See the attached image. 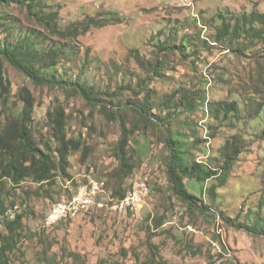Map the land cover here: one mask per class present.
Wrapping results in <instances>:
<instances>
[{"label":"rangeland","instance_id":"374dc122","mask_svg":"<svg viewBox=\"0 0 264 264\" xmlns=\"http://www.w3.org/2000/svg\"><path fill=\"white\" fill-rule=\"evenodd\" d=\"M42 4L45 12L59 14L61 30L90 18L106 25L73 38L58 28L47 30L27 8L11 4L0 8V41L28 36L39 50L64 49L48 72L94 85L100 103L115 117L90 107L71 86H35L5 61L12 93L7 105L0 102V127L5 116L21 109L17 93L28 86L36 98L40 148L55 149L47 113L62 106L69 137L80 138L87 151H72L67 174L58 173L53 182H7V219L24 214L8 254L10 264H152L153 256L164 264H264V41L241 38L235 45L246 46L243 55L233 45L215 43L223 16L234 22L243 13L264 12V0ZM147 97L153 107L150 120L140 110ZM190 98L194 106L187 103ZM220 101H236L239 109L225 113ZM123 123L134 128L127 147L133 166L128 177L117 152ZM169 140L180 145L185 164L200 162L218 172L204 181L185 178L198 206H188L173 192ZM222 176L226 183L212 191ZM88 180L106 183L107 194L99 203L89 199L76 213L69 208L47 217L52 207H70L73 193ZM135 180L146 182V203L136 197L138 213L116 212L112 192L130 186L135 196H143ZM5 223L0 217V240L8 234Z\"/></svg>","mask_w":264,"mask_h":264},{"label":"trees","instance_id":"16d2710c","mask_svg":"<svg viewBox=\"0 0 264 264\" xmlns=\"http://www.w3.org/2000/svg\"><path fill=\"white\" fill-rule=\"evenodd\" d=\"M43 0H0V8L11 4L22 5L27 8L29 15L39 20L47 30L59 29L62 34L78 37L88 32L91 27H101L106 25L105 21L98 22L94 18L79 21L70 24L65 30H61L57 23L59 14L57 12H45L42 4ZM260 25L261 28L257 27ZM253 40L264 41V12L253 10L250 13H243L235 19L234 22L222 17V25L218 29L217 41L222 45L230 44L234 47V52L242 54L247 49L241 48L240 39L243 37ZM237 44V45H235ZM64 49L58 47H50L48 49L39 50L35 47L34 41L28 36L16 42L0 41V102L7 105L12 93L11 81L5 69V61L10 63L16 70L23 73L37 87H51L66 89L71 86L77 95H81L86 103L92 107H100L105 116L115 117L114 111L108 105L100 103L99 92L94 85L81 80L69 82L65 77H57L48 71L52 70L59 63ZM41 63V64H40ZM21 109L12 111L1 122L0 127V217L6 219V229L8 234L0 240V264H10L8 254L15 248L18 230L23 226V213L15 214V217L7 219V207L4 199L7 182L13 186L20 185L24 180L31 179L40 186L53 182L58 173L67 174L69 165V156L72 151L82 148L86 151V146L81 143L80 138H71L67 131V114L62 106L50 109L47 118L52 127V139L56 143L55 149L47 145L48 150H42L39 146V140L35 135V125L33 113L35 110L36 98L33 91L28 86H22L17 93ZM150 98H145L144 104L140 106L141 117L150 120L149 113L153 109L149 102ZM189 106H194L195 100L187 99ZM218 106L225 109V113L231 111L237 112L239 107L236 101H220ZM2 114H0L1 117ZM122 134L117 145L118 159L121 162L122 173L124 176L133 171V166L128 156L127 147L130 142V131L134 128H128L125 123L122 124ZM264 136V131L263 134ZM171 152V162L169 166L170 182L173 192L188 206H198L199 198L195 194L188 191L185 186V178L191 177L198 181H204L212 177L218 176V172L214 168L205 167L200 162H194L192 165L185 164L182 159L180 145L168 142ZM125 172H124V171ZM227 177H220L218 185L215 188L226 183ZM131 187L118 189L114 193L113 198H123ZM239 227H241L239 225ZM152 264H164L162 260L153 256Z\"/></svg>","mask_w":264,"mask_h":264},{"label":"built area","instance_id":"2783aa9c","mask_svg":"<svg viewBox=\"0 0 264 264\" xmlns=\"http://www.w3.org/2000/svg\"><path fill=\"white\" fill-rule=\"evenodd\" d=\"M145 183H146L145 181H139V180H135L134 182H132V184H134L135 186H141L143 188V196H130L129 194V195H125V197L120 199L110 198L111 207H114L116 209V212L119 213H125V214L138 213L141 207H137L133 205V197H143L145 198V203H146L147 198L150 196V191L145 190ZM104 194H107L106 183L104 181L88 180L87 183L80 185L72 196H78L79 203H81V199H90L94 203H99L98 202L99 197H101V195ZM69 208H76V207H66V204L62 206L52 207L50 208L52 209V216H47V217L56 218L57 215H59L64 209H69Z\"/></svg>","mask_w":264,"mask_h":264},{"label":"bare ground","instance_id":"6f19581e","mask_svg":"<svg viewBox=\"0 0 264 264\" xmlns=\"http://www.w3.org/2000/svg\"><path fill=\"white\" fill-rule=\"evenodd\" d=\"M145 190H148L147 188ZM130 196H135V192H133L131 190V188L129 189L128 193L126 195ZM77 196H75V198H73V200L70 202L69 206L70 207H76V208H72L74 210V212L76 213L77 211H79L80 208H83L84 204L89 202V199H84V203L81 205V203H79V199L76 198ZM136 199V197H133V201ZM71 204H75V206L71 205ZM80 207V208H79Z\"/></svg>","mask_w":264,"mask_h":264},{"label":"clouds","instance_id":"9594fccd","mask_svg":"<svg viewBox=\"0 0 264 264\" xmlns=\"http://www.w3.org/2000/svg\"><path fill=\"white\" fill-rule=\"evenodd\" d=\"M112 195V194H111ZM125 197V196H124ZM111 198H113L112 196H111ZM114 199H120V198H114ZM110 204H111V202H110ZM52 206V205H51ZM69 219H71V218H69ZM68 220V219H67ZM62 221H64V220H62ZM61 222V221H60Z\"/></svg>","mask_w":264,"mask_h":264}]
</instances>
